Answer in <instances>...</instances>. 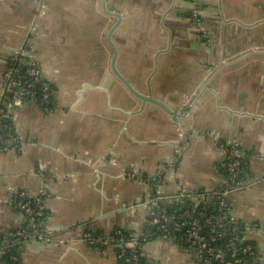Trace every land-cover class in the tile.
Masks as SVG:
<instances>
[{
	"label": "crops",
	"instance_id": "crops-1",
	"mask_svg": "<svg viewBox=\"0 0 264 264\" xmlns=\"http://www.w3.org/2000/svg\"><path fill=\"white\" fill-rule=\"evenodd\" d=\"M200 5L197 23L188 0H0V83L34 35L54 89L48 108L28 103L14 114L22 149L0 151V205L11 189L35 195L53 176L48 229L68 241L29 243L22 264H130L82 235H140L149 213L140 204L160 170L170 194L220 186L222 143L245 153V187L231 209L264 264V232L252 230L264 226V0ZM114 68L171 112L133 94ZM25 222L2 205L0 236ZM142 252L148 264H197L175 239H153Z\"/></svg>",
	"mask_w": 264,
	"mask_h": 264
},
{
	"label": "built area",
	"instance_id": "built-area-1",
	"mask_svg": "<svg viewBox=\"0 0 264 264\" xmlns=\"http://www.w3.org/2000/svg\"><path fill=\"white\" fill-rule=\"evenodd\" d=\"M188 1L194 4L192 20L201 23L200 3L203 0ZM46 12L47 6L43 3L40 14ZM34 40L33 35L14 51L0 83V151L22 149L19 133L15 130V112L28 103L48 108L53 98L52 83L35 56ZM220 147L226 155V180L223 184L210 190L180 189L170 194L166 192L169 186L166 171L160 170L149 179L153 192L140 204L149 208L146 228L140 235H128L119 230L110 235L87 231L81 241L99 248L116 246L117 257L121 261L127 259L130 264H148L143 261L142 246L156 238L180 241L194 254L197 264H261L263 258L246 236L249 228L233 215L230 204L231 196L245 187L242 171L245 153L235 143H222ZM177 151L180 153L181 148ZM260 154L264 155V137ZM43 179L45 184L33 201L25 191L11 189L2 204L24 214L26 222L21 228L0 236V263L7 255L16 264H22L24 247L32 242L47 246L68 242L49 233L48 186L53 176L43 175ZM210 208L213 211L210 212ZM136 210L137 206L133 207V211ZM252 230L264 232V226L255 224Z\"/></svg>",
	"mask_w": 264,
	"mask_h": 264
},
{
	"label": "water",
	"instance_id": "water-1",
	"mask_svg": "<svg viewBox=\"0 0 264 264\" xmlns=\"http://www.w3.org/2000/svg\"><path fill=\"white\" fill-rule=\"evenodd\" d=\"M114 72L119 76V78L124 82V84L130 89V91L133 94H135L137 97L141 98L144 101L155 103V104L159 105L160 107H163L168 112H171V110L168 109V107L165 104H163L162 102L155 100L151 97H145V96H142V95H139L138 93H136V91H134V89L130 86V84L119 75V73L116 71L115 68H114Z\"/></svg>",
	"mask_w": 264,
	"mask_h": 264
},
{
	"label": "trees",
	"instance_id": "trees-1",
	"mask_svg": "<svg viewBox=\"0 0 264 264\" xmlns=\"http://www.w3.org/2000/svg\"><path fill=\"white\" fill-rule=\"evenodd\" d=\"M246 170V163H245V160H243V164H242V171H243V176L245 175L244 173L246 172L245 171ZM35 197H36V194L35 195H30V197H29V199H30V201H33L34 199H35ZM230 204H231V202H230ZM203 207H205V206H203ZM210 212L211 211H213V208H210V210H209ZM99 234H102V233H99ZM114 249H115V251L117 252V247L116 246H114L113 247ZM107 249V248H106ZM24 250H25V247H24ZM24 252V251H23ZM15 253V252H14ZM117 254V253H116ZM142 255H143V252H142ZM143 261L145 260L146 261V259H145V257H144V255H143ZM144 261V262H145ZM123 263H125V262H128L127 261V259H125L124 261H122ZM0 264H16L14 261H12L11 260V258H10V256H4L3 257V259H2V261H1V263Z\"/></svg>",
	"mask_w": 264,
	"mask_h": 264
}]
</instances>
